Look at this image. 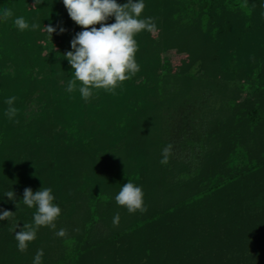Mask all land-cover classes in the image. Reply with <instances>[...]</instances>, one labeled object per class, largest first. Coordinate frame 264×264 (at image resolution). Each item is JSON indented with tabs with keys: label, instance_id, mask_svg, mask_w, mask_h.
Wrapping results in <instances>:
<instances>
[{
	"label": "rangeland",
	"instance_id": "obj_1",
	"mask_svg": "<svg viewBox=\"0 0 264 264\" xmlns=\"http://www.w3.org/2000/svg\"><path fill=\"white\" fill-rule=\"evenodd\" d=\"M173 1L174 8L169 10L168 17L161 16L157 27L150 31L153 38L150 47L155 49L151 54L156 57L152 64L156 83L154 80L148 82L150 90H143L141 84L147 82L146 76H151L147 69L135 78L118 83L114 90L109 91H117L122 97L123 108H128L129 100H134L129 106L132 110L147 106L143 113L145 117H142L144 122L133 136V142L139 146L145 144L149 159L152 158L150 164L155 166L152 170L154 175L148 181L134 184L141 187L149 212L156 208L171 210L170 205L176 199L188 196L191 184L185 187L178 182L181 186L174 187L177 186V175L171 166L176 163L171 159L179 158V152L183 150L182 141L189 134H206L208 157L214 156V164L222 165L224 176L229 173L227 161L230 159L237 164L245 163L243 172L239 171L233 181L193 206L195 214L192 212V217L198 220L207 212L212 213L214 219L211 227L214 229L218 217L221 226L222 222L228 224L234 216L244 214L243 211L250 206L255 207L253 212H256L264 205V0ZM19 2L22 6H14L12 11L23 17L29 28L21 31L16 40L19 57L17 68L23 72H33L34 78L44 80L42 87L32 88L23 111L25 121L35 122L42 111L50 110L47 119L49 125L31 126L29 133L24 134L19 150L22 161L29 157L39 158L37 165L44 172L43 177L34 179L36 192L41 188H51L55 197L53 203L61 208V214L53 222L55 229L39 226L32 246L33 254L27 259L33 264L37 251L42 249L44 255L41 264H60L70 255V250L83 240V247L88 252L80 264H159L167 247L163 249L162 246L164 251L161 254L162 249L159 248L157 254L156 245H150L147 236L139 238L134 233L136 221L145 213L139 210L134 214L129 213L115 199L123 182H116L113 174L115 171L120 174L119 166L129 162L125 152L135 154L139 146L133 147V144L129 150L128 143L124 149L120 147L124 152H117L112 157L107 154L100 161L98 158L96 162L103 171L98 172L96 177L97 172L92 169L89 160L83 161V156L67 149L69 139L76 140L79 136L74 125L81 103V99L76 97L78 91H74L71 97L76 107L70 114L63 113L60 117L50 113L52 109L47 105L48 99L57 101L60 98L62 101L60 76L71 77L80 87L82 83L75 79L72 67L65 65L67 69L61 73L52 62L59 49L66 50L69 45L61 35L54 32L50 35L46 26L56 27L68 12L66 6L64 3L60 6H27L28 1ZM143 3L145 9L156 5L153 0H143ZM145 9L139 19L147 20L149 17ZM111 19L115 20V16H110L109 20L113 21ZM33 23L39 25L35 30L31 28ZM41 43L45 48L42 62L33 57V52L38 50ZM39 64L47 70L45 74L38 71ZM59 65L62 70L63 65ZM2 71L12 74L14 69L7 66ZM78 85L76 88L80 89ZM137 86L139 88L135 92ZM98 104L95 101L94 106ZM70 118V121L65 120ZM105 141L102 140L100 145L106 144ZM120 143L114 149H119ZM168 144L173 147L167 163L170 166L165 168L166 165L162 167L159 161ZM66 164L80 169L72 173L70 190L62 185L65 179L61 177V168ZM182 173L185 171H180ZM51 175L52 179L49 177ZM47 176L49 178L45 179ZM204 210L207 212L203 214ZM117 214L119 223L114 225L113 218ZM176 215L177 212H172L170 222L159 224V242L172 237L174 230L171 232L170 223L177 218ZM197 219L183 222L187 238L198 231L204 232V236L211 234L209 222H198ZM246 222L250 221L245 220L243 224V230H246L244 235L247 234ZM60 229L65 230V236H57ZM201 233L196 234L194 240ZM27 264L30 263L27 261Z\"/></svg>",
	"mask_w": 264,
	"mask_h": 264
},
{
	"label": "trees",
	"instance_id": "obj_2",
	"mask_svg": "<svg viewBox=\"0 0 264 264\" xmlns=\"http://www.w3.org/2000/svg\"><path fill=\"white\" fill-rule=\"evenodd\" d=\"M26 1H28L27 6H60V4L63 3V0H37L36 4L35 0ZM116 2L123 6L127 3V0H116ZM153 2L156 4L155 6L146 7V9H144L146 10V14L149 13V17L154 18L152 22L155 24V27H157L156 25L159 23L160 17L165 15L164 17L167 18L170 13L169 10H173L174 1L153 0ZM14 6L22 5L19 0H0V214L5 210L13 212L10 220H0V264H27V261L32 264L27 258L33 254L32 246L34 241L28 242L27 250L21 252L17 247L18 242L15 238V233L20 230L17 228V224L21 227L24 223L29 225L34 224L33 218L34 214L37 212V207L35 204L32 207H28L24 204V189L30 188L33 192H36L34 179L40 176L43 177L42 173L44 169H39L40 165H37L39 158L37 157L36 159L29 157L27 160L22 161V152L19 150V144L23 143V136L29 133L31 126L39 127V125H49L47 119L49 115L48 111L50 110H46L45 112L42 111V113L35 118V122L25 121L23 111L26 101L33 91L32 88L33 86H35V88L42 87L44 80L41 81L34 78L33 72L28 70L23 72L21 69L17 68L19 65V57L18 51H16V49H18V42H16V40L21 30L14 24V20L19 17L16 11H12L15 8ZM6 8L12 11L13 16L7 21H4L2 16ZM190 10L192 11V9ZM62 18L61 22L54 27V34L61 35L63 41L65 40L69 46H67L66 50H61L60 48L58 51L59 54L52 58V62L55 64L54 67H56L55 69L61 73L67 69V66L72 67L64 55L72 51L71 41L77 33L85 30L83 26L77 25V23L71 19L69 12L63 15ZM109 18L102 23L106 25L115 23V20L111 19L113 21H110ZM60 27L65 29L63 33L59 32ZM91 27H96L98 29L101 27V23L88 26L87 30H90ZM134 39L137 43L135 60L140 70L134 75H129L130 78H135L149 70L148 72H151V76H146L145 79L147 82L141 84L143 90L145 89V91H147L151 88H148L147 83L153 80L155 83L157 81L152 73V64L153 61H156V57H152L151 54L155 49L150 47L153 43V38L150 35V31L145 29L136 33ZM37 48L38 50L33 52V57L36 61H41L45 59V55L43 54L45 48L42 43L39 44ZM59 63L63 65L61 66L62 70ZM65 65L67 66L65 67ZM7 66L13 67L14 72L12 74H6V72L2 71V68ZM43 68L44 67H41V64H39L38 71L45 74L47 70ZM60 79H62V101L60 98L57 101L48 99L47 105L52 109L50 113L59 115L60 117L67 113L70 114L75 106L73 101H71V97L74 96V91H78L76 97L81 99V103L78 107V117L75 119L74 125L79 132V136L76 140L69 139L67 149L83 156V161L89 160L92 163V169L97 172V177L98 172L103 171L98 166V158L100 161L103 160V157L107 154H110V157H112V155H116L117 152H124L122 148L124 149L126 147L125 145L128 143L130 144L128 145V147H130L129 150L132 148L133 144V147L139 146L138 143L133 142V136L137 134L139 127L144 122L142 117H145L143 113H145L147 106L143 105L144 107H138L137 110H132L129 106L134 100H129L128 103L130 104L128 108H123L122 97H119L117 91L111 93L109 90L105 89H92V96H90L88 100H85L81 96L79 89L75 88L71 93L67 91L69 81H73L71 77L62 78V76H60ZM75 83L77 86V81H75ZM78 86L80 88V85ZM82 86L81 83V87ZM135 88V92H137L139 86ZM13 96L17 98L14 107L18 109V112L14 120H10L5 115L9 107L5 103V100ZM138 98L139 96L136 98L137 101ZM95 101L99 102L97 106H94ZM71 119L72 118L65 120L70 121ZM17 120L19 121L18 123L15 122ZM102 140H106V144L100 145ZM122 140L124 141L120 143ZM118 143L121 144L119 149H114ZM182 143L183 144H180L183 150L179 152V158L171 159V161L176 163H173L171 166V170L173 169V171L176 172L175 175H177L175 179V185L177 186L174 187L177 188L181 186V184L186 187V185L191 184L194 188L190 185L189 188H187L191 190H189L186 198L176 199L177 202L175 201L172 205L169 204L170 207H172L171 210L156 208L153 211L149 212V210H147L144 212L145 214L136 221V225L134 226L135 235L137 237L143 236L141 238L147 236L149 238L148 243H150V245H156V252L159 251V248L162 249V246L164 247L163 249L167 247L164 252L165 255L163 254L164 256H162L159 264H264V205L259 207L260 212L256 211L259 213L253 212V209L256 208L250 206V211L249 209L244 210V214H240L239 217L234 216V219H231V222L228 224H223L222 222L221 226H219L221 222L218 217L216 219L217 226L214 229L211 227V223L214 219L212 213L204 210L202 213H207L204 216L199 215V217L203 216V218L201 217L199 220L200 222H204L205 220L209 222L208 224L210 227L208 230H210L211 234L209 236H204V232L201 233V231H198L201 235L197 239L194 240V237L198 233L191 235L192 238L191 236L189 238L186 237L184 226H182L183 222H185L186 219L194 221L197 219L192 217V212L195 214L193 206L200 204V202H203L204 197L214 195L216 191L233 181L239 171H241V173L243 172L242 167L245 163L242 162L243 164H237L230 159V161H227V163H229V173L227 172L224 176V168L222 165L218 163L214 164L212 160L214 156H212V158L208 157L210 154L207 151V145H209V143L206 134L205 136H198L194 133L189 134ZM144 145L145 144L137 147V153L135 154L125 152L128 155L129 162L119 166L120 174H118V171L114 172L113 177L116 182H123L122 184L128 181H131L133 184L142 183L148 181L154 175L152 170L155 166L150 164V159L152 158L149 159V152L145 149ZM92 150L96 151L91 153ZM160 165L164 167V164L160 163ZM168 165L170 166V164H166L165 168L168 167ZM65 167L61 168L63 171L61 177L63 176L65 179L64 182H61L64 189L68 187V190H70L71 188L69 186L72 185L70 182L72 173L80 169L73 168L68 164H66ZM250 167L251 165L249 168ZM180 171H185V173L180 174ZM49 177L52 179L53 175ZM49 177L47 176L45 179ZM11 190L15 194V201L9 200L4 194ZM72 194H74V192ZM17 203L19 205L18 208ZM172 212H177V218L175 220L173 219V222L170 223L171 232L174 230V233H172V237H168V240H165V242H159V224L164 221L170 222V214ZM232 214L234 215V212ZM248 216L251 217L249 218ZM253 219L254 221L252 222L251 220ZM245 220L250 221V223L246 222L248 226L245 228L247 229V234L245 233L246 237L244 238L245 235L243 233L246 230H243V224H245ZM29 221H31V224ZM220 227H222V231H220ZM83 244V240H80L79 245L74 246L73 250H70L71 252L67 259L64 258L65 260L60 264H80L84 255L88 252V250H85L83 247ZM163 249L160 254L163 253Z\"/></svg>",
	"mask_w": 264,
	"mask_h": 264
},
{
	"label": "clouds",
	"instance_id": "obj_3",
	"mask_svg": "<svg viewBox=\"0 0 264 264\" xmlns=\"http://www.w3.org/2000/svg\"><path fill=\"white\" fill-rule=\"evenodd\" d=\"M36 3L37 0H35ZM63 3L71 19L85 29L77 33L71 41L72 51L64 54L74 69L75 79L82 82L83 86L79 91L85 100L92 96V89L114 90L118 83L130 78L129 74L134 75L140 70L135 60L137 43L134 36L142 30L152 31L155 28L153 18L139 19L145 8L143 0L139 2L127 0L123 6L119 5L116 0H63ZM113 15L115 23L110 25L102 23ZM12 16L10 9H4L2 16L4 21ZM97 23H101L100 28L91 27L87 30L88 26ZM14 24L21 31L29 28V24L23 17H17ZM38 27L39 25L35 23L31 25L33 30ZM46 28L50 35L55 31L51 25ZM64 31L63 27L59 28L60 33ZM75 88V80L69 81L67 91L71 93ZM16 99L13 96L5 100L9 106L5 115L10 120H14L18 112V109L14 107ZM172 147V144H168L163 149L161 164L168 163ZM4 194L9 200L15 201V194L12 190ZM143 197L141 187L128 181L123 184L115 199L118 205L125 206L129 213L134 214L137 210L141 213L147 211ZM54 199L51 188H41L35 193L30 188L24 189V204L28 207L35 204L37 212L34 214L33 225L24 223L21 227L17 224L20 230L16 231L15 238L19 251H26L28 242L36 239L39 226H49L55 229L56 225L53 222L61 214V208L53 203ZM18 206L17 203V208ZM12 213L8 210L3 211L0 214V220H10ZM119 219V214L114 216L113 224L118 225ZM56 234L58 237H63L66 232L60 229ZM43 255V250H38L33 264H41Z\"/></svg>",
	"mask_w": 264,
	"mask_h": 264
}]
</instances>
